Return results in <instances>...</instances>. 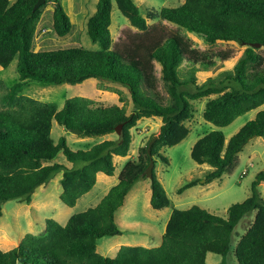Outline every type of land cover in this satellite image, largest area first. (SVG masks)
I'll use <instances>...</instances> for the list:
<instances>
[{
	"label": "trees",
	"instance_id": "1",
	"mask_svg": "<svg viewBox=\"0 0 264 264\" xmlns=\"http://www.w3.org/2000/svg\"><path fill=\"white\" fill-rule=\"evenodd\" d=\"M0 0V66L6 68L17 58L18 80L0 95V216L6 201L31 203L33 196L61 173L60 201L69 207L92 189L98 173L113 175L114 156H126L132 142L131 128L144 117H160L161 125L151 154L164 162L163 146H173L189 133L185 121L193 114L192 101L216 94L206 101L203 118L217 127L231 124L237 117L264 104V0H184L177 6H163L140 12L133 0H97L88 17L86 32L97 49L81 46L34 50L33 40L43 7L54 2L53 30L65 36L73 29L61 0ZM113 2L131 28L118 42L110 31ZM147 18L155 20L147 23ZM163 21L174 25L169 28ZM203 36L206 43L234 42L245 46L231 70L215 77L207 69L217 59L231 58L228 49L200 50L181 30ZM258 43L261 47L251 46ZM191 66L181 74V65ZM160 66V74L156 69ZM198 65L199 67H196ZM204 80L200 82V78ZM96 78L125 87L132 111L124 106L103 104L73 96L59 107L54 102L22 94L28 81L42 84H78ZM66 131L79 129L81 136H104L121 132L114 139L72 149L64 135L52 138L53 122ZM139 148L136 159L122 166L118 182L94 206L69 216L65 224L45 219L41 234L26 233L17 246L0 249V264H205L207 253L225 256L231 248V234L238 221L254 212V219L234 247L237 264H264V198L258 185L264 182L259 171L251 184V194L231 204L225 218L192 205L174 208L156 247L121 246L114 257L97 252L98 239L122 234L116 211L125 203L133 185L147 179V145ZM254 137L264 138V109L258 110L228 140L220 129L199 137L190 156L198 164H208L204 184L232 173L239 164L238 153ZM62 153L71 163L51 162ZM154 168L150 181V206L163 209L170 200ZM193 178L177 189L199 184Z\"/></svg>",
	"mask_w": 264,
	"mask_h": 264
},
{
	"label": "rangeland",
	"instance_id": "2",
	"mask_svg": "<svg viewBox=\"0 0 264 264\" xmlns=\"http://www.w3.org/2000/svg\"><path fill=\"white\" fill-rule=\"evenodd\" d=\"M12 3L15 0H9ZM68 13L73 29L65 36H58L53 30L52 11L54 2L49 1L42 11V16L37 24L34 40V50H50L81 46L89 49H97V43H93L87 35L86 25L88 17L95 11L97 0H61ZM140 8V12L146 17V11L151 8L160 9L163 6H177L184 0H133ZM156 22L147 18V23ZM169 28L175 26L163 21ZM112 39L118 42L123 37V31L131 28L128 20L121 14L113 2L111 11V24L109 26ZM135 30L134 28H131ZM181 33L189 37L193 46L200 50L216 51L228 49L232 52L231 58L225 63L218 60L215 65L209 67L206 72L215 77L223 70H231L241 56L245 46L234 42H218L210 45L205 42L203 36L195 32L182 29ZM264 52V47L261 48ZM17 58L8 67L0 66V95L18 80L16 70ZM190 64L184 62L181 65V74H185ZM196 67H199L196 65ZM156 69L160 74V66L156 63ZM204 80L200 78V82ZM40 101L54 102L59 107L65 99L73 96H82L98 103L118 104L124 106L129 114L133 105L128 90L122 85L90 78L78 84H42L37 81H28L21 92ZM212 94L192 101L193 114L185 121L189 128L188 135L173 146H163L160 153L168 159L164 162L159 156H155V173L163 185L170 200V205L163 209H153L150 206V181L141 180L127 195L126 203L118 212L116 220L122 234L119 236H104L98 239L96 250L98 253L114 257L108 250L109 244L119 240L120 245L156 247L161 244L162 234L165 231V223L174 208L187 209L192 205L207 210L208 212L225 218L227 208L237 202H242L251 194V184L259 171H264V138L254 137L248 141L238 153L239 164L236 169L228 174H223L220 179L204 184V176L211 169L208 164H198L192 160L190 150L195 141L213 129L223 131L225 138L234 134L249 119H252L258 110L264 109L261 105L247 113L237 117L231 124L225 127H217L203 118V109L208 99L215 97ZM1 108V104H0ZM162 121L160 117H144L136 126L131 128L132 142L128 154L125 157L115 156L116 171L112 176H99L90 191L84 194L73 207L64 205L59 198L62 191L59 177L61 173L54 175L51 182L41 187L33 196L31 203L6 201L0 216V249L8 250L18 245L26 233L41 234L45 229V219H54L60 224H65L73 213L81 212L96 205L107 193L111 186L117 183L118 173L127 158L136 159L139 148L144 146L150 136L157 135ZM52 138L57 141L61 135L67 139L72 149H83L87 144H92L103 139H114L118 134L111 133L104 136H81L80 134L66 131L63 126L53 122ZM59 162L71 166L62 153L57 158L45 164ZM244 172V173H243ZM104 175V174H101ZM200 179L196 186L184 190L181 194L177 189L190 179ZM261 197L264 198V182L258 185ZM254 219V212L245 214L235 225L231 234V248L225 256L215 253H207L205 264H237L234 257V247L240 237L245 233ZM20 264V263H19Z\"/></svg>",
	"mask_w": 264,
	"mask_h": 264
},
{
	"label": "water",
	"instance_id": "3",
	"mask_svg": "<svg viewBox=\"0 0 264 264\" xmlns=\"http://www.w3.org/2000/svg\"><path fill=\"white\" fill-rule=\"evenodd\" d=\"M46 0H37L34 4V8H38L39 6H41L43 3H45ZM251 46L253 47H261L260 44L258 43H254L252 44ZM121 128H122V124H119L116 128H115V133L116 134H120L121 132ZM71 132L73 133H76V134H80L81 131L79 129H72ZM157 139V135H154L150 141L148 142V145H147V154H148V157H149V163L145 169V175L147 176V178H151L152 177V174H153V168H154V158L151 154V149H152V145L153 143L155 142V140Z\"/></svg>",
	"mask_w": 264,
	"mask_h": 264
},
{
	"label": "crops",
	"instance_id": "4",
	"mask_svg": "<svg viewBox=\"0 0 264 264\" xmlns=\"http://www.w3.org/2000/svg\"><path fill=\"white\" fill-rule=\"evenodd\" d=\"M263 106V105H262ZM227 140V139H226ZM117 156V155H116ZM120 158L122 157H125V156H119ZM114 158H115V156H114ZM128 159H132V158H127V159H125L124 161H123V165H124V163L128 160ZM114 162H115V159H114ZM116 164V163H115ZM122 165V166H123ZM122 168V167H121ZM121 170V169H120ZM115 171H116V169H115ZM120 172V171H119ZM115 173V172H114ZM101 174H103V173H98V175H97V179H98V177L99 176H105V177H108L109 175H101ZM114 175V174H113ZM118 175H119V173H118ZM112 176V175H111ZM148 179V178H147ZM117 182H118V180H117ZM141 182V180H139V181H137L134 185H133V187H132V189L135 187V185H137L138 183H140ZM200 183H203V182H200ZM116 184V183H115ZM114 184V185H115ZM198 185V184H197ZM131 189V190H132ZM131 190L129 191V193L131 192ZM184 192V191H183ZM128 193V194H129ZM127 194V195H128ZM150 196H151V190H150ZM126 198H127V196H126ZM149 201H150V199H149ZM125 203H126V200H125ZM124 203V204H125ZM150 203V202H149ZM124 204L122 205V206H124ZM121 206V207H122ZM120 207V208H121ZM119 208V209H120ZM118 209V210H119ZM118 210L116 211V212H118ZM171 214V213H170ZM170 216V215H169ZM115 218H116V215H115ZM169 219V218H168ZM168 219H167V221H168ZM167 221H166V223H167ZM116 222H117V220H116ZM166 223H165V226H166ZM119 236V235H118ZM121 243L119 242V240H114V241H112L110 244H109V246H108V250H110V251H112L110 254H114L115 252L117 253V251H118V249L121 247V245H120ZM116 255V254H115Z\"/></svg>",
	"mask_w": 264,
	"mask_h": 264
},
{
	"label": "built area",
	"instance_id": "5",
	"mask_svg": "<svg viewBox=\"0 0 264 264\" xmlns=\"http://www.w3.org/2000/svg\"><path fill=\"white\" fill-rule=\"evenodd\" d=\"M244 173V172H243Z\"/></svg>",
	"mask_w": 264,
	"mask_h": 264
}]
</instances>
